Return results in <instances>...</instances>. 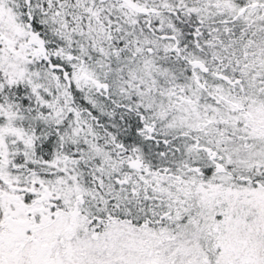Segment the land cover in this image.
I'll return each instance as SVG.
<instances>
[{
    "label": "snow or ice",
    "instance_id": "6c2138e0",
    "mask_svg": "<svg viewBox=\"0 0 264 264\" xmlns=\"http://www.w3.org/2000/svg\"><path fill=\"white\" fill-rule=\"evenodd\" d=\"M0 264H264V0H0Z\"/></svg>",
    "mask_w": 264,
    "mask_h": 264
}]
</instances>
